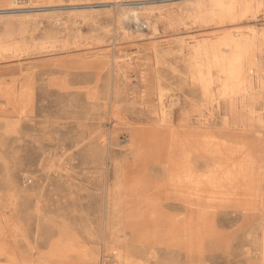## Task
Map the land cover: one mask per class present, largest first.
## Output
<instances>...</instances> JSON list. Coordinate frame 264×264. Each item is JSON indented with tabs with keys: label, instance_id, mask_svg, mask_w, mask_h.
Returning <instances> with one entry per match:
<instances>
[{
	"label": "rangeland",
	"instance_id": "rangeland-1",
	"mask_svg": "<svg viewBox=\"0 0 264 264\" xmlns=\"http://www.w3.org/2000/svg\"><path fill=\"white\" fill-rule=\"evenodd\" d=\"M0 264H264V0H0Z\"/></svg>",
	"mask_w": 264,
	"mask_h": 264
},
{
	"label": "bare ground",
	"instance_id": "bare-ground-1",
	"mask_svg": "<svg viewBox=\"0 0 264 264\" xmlns=\"http://www.w3.org/2000/svg\"><path fill=\"white\" fill-rule=\"evenodd\" d=\"M216 7H218L220 11L224 12L226 15H232L234 11V6L227 3H217ZM254 46L255 45L253 41H249L243 37H239L238 35L228 33L226 34V37L221 40V42L217 43L215 47L210 48L212 59L227 78L223 90L225 93H233L235 89V83L242 75L245 74V71H247L244 69L243 62L249 58L250 52L254 50ZM219 47L227 48V51H222ZM205 54L209 55V53ZM199 71L198 73L202 75V73ZM248 71L249 73L246 72L247 75H253V73L257 71L255 60L250 61ZM200 81L207 82L209 80H204L202 77H200ZM181 189L182 187H180L179 190L181 191Z\"/></svg>",
	"mask_w": 264,
	"mask_h": 264
}]
</instances>
